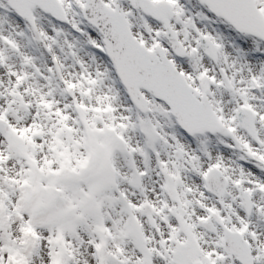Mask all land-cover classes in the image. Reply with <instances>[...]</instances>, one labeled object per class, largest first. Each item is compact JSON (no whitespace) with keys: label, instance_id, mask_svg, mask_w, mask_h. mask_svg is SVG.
Returning a JSON list of instances; mask_svg holds the SVG:
<instances>
[{"label":"snow or ice","instance_id":"snow-or-ice-1","mask_svg":"<svg viewBox=\"0 0 264 264\" xmlns=\"http://www.w3.org/2000/svg\"><path fill=\"white\" fill-rule=\"evenodd\" d=\"M0 264H264V0H0Z\"/></svg>","mask_w":264,"mask_h":264}]
</instances>
